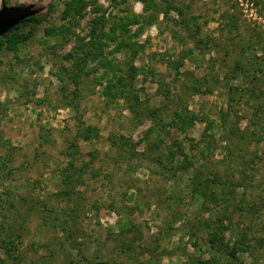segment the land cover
Here are the masks:
<instances>
[{
  "label": "rangeland",
  "instance_id": "374dc122",
  "mask_svg": "<svg viewBox=\"0 0 264 264\" xmlns=\"http://www.w3.org/2000/svg\"><path fill=\"white\" fill-rule=\"evenodd\" d=\"M25 15L0 33V264H264V0H0Z\"/></svg>",
  "mask_w": 264,
  "mask_h": 264
},
{
  "label": "trees",
  "instance_id": "16d2710c",
  "mask_svg": "<svg viewBox=\"0 0 264 264\" xmlns=\"http://www.w3.org/2000/svg\"><path fill=\"white\" fill-rule=\"evenodd\" d=\"M256 3H258L259 2V0H254ZM261 1V0H260ZM166 10L167 11H174L176 14H177V16L179 17V19H180V21H182V22H184V26H187V22L185 21V17H184V11L181 9V8H179V7H176V6H174V5H166ZM30 18H32V17H30V16H28V15H25V16H22L19 20H14L12 23H9V24H2L1 26H0V33L1 34H9V33H12L13 34V32H15L19 27H21V26H23V25H25L26 23V21L27 20H29ZM33 19H35V17H33ZM16 41V40H15ZM256 42H255V40H253V43L251 42V47H250V45H249V47L246 49V50H251L252 48H253V46H254V44H255ZM238 68H240V66L238 65ZM241 70V69H240ZM253 78H255V77H253ZM260 80H263V78H261ZM232 89V90H231ZM236 89H238L239 90V92H237L236 91ZM248 90H249V88L248 89H243V88H241V87H238V86H235V87H231V88H229V93H230V102L233 100V98L235 97V96H237L238 95V97L239 98H242V97H245L246 96V92H248ZM227 116V115H226ZM255 122L256 121H253V119H251L250 121H249V126L250 125H254L255 124ZM150 132V130H148V133Z\"/></svg>",
  "mask_w": 264,
  "mask_h": 264
}]
</instances>
